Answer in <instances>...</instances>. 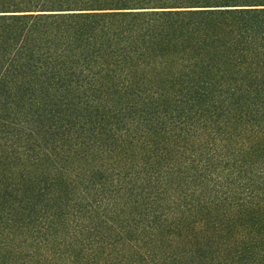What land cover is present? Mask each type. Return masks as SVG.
<instances>
[{
  "label": "trees",
  "instance_id": "obj_1",
  "mask_svg": "<svg viewBox=\"0 0 264 264\" xmlns=\"http://www.w3.org/2000/svg\"><path fill=\"white\" fill-rule=\"evenodd\" d=\"M0 264H264V0H0Z\"/></svg>",
  "mask_w": 264,
  "mask_h": 264
}]
</instances>
